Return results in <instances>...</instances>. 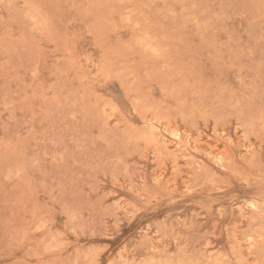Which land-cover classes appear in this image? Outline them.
I'll use <instances>...</instances> for the list:
<instances>
[{
	"label": "rangeland",
	"instance_id": "obj_1",
	"mask_svg": "<svg viewBox=\"0 0 264 264\" xmlns=\"http://www.w3.org/2000/svg\"><path fill=\"white\" fill-rule=\"evenodd\" d=\"M0 264H264V0H0Z\"/></svg>",
	"mask_w": 264,
	"mask_h": 264
}]
</instances>
